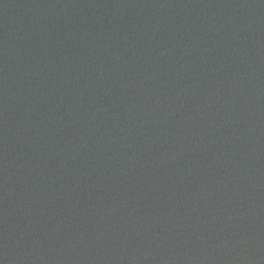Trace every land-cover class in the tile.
Wrapping results in <instances>:
<instances>
[{"label": "water", "instance_id": "95a60500", "mask_svg": "<svg viewBox=\"0 0 264 264\" xmlns=\"http://www.w3.org/2000/svg\"><path fill=\"white\" fill-rule=\"evenodd\" d=\"M0 264H264V0H0Z\"/></svg>", "mask_w": 264, "mask_h": 264}]
</instances>
